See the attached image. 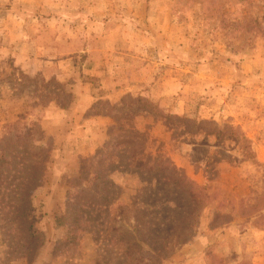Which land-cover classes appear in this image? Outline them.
Here are the masks:
<instances>
[{"label": "rangeland", "instance_id": "obj_1", "mask_svg": "<svg viewBox=\"0 0 264 264\" xmlns=\"http://www.w3.org/2000/svg\"><path fill=\"white\" fill-rule=\"evenodd\" d=\"M0 171V264H264V0H0Z\"/></svg>", "mask_w": 264, "mask_h": 264}, {"label": "trees", "instance_id": "obj_2", "mask_svg": "<svg viewBox=\"0 0 264 264\" xmlns=\"http://www.w3.org/2000/svg\"><path fill=\"white\" fill-rule=\"evenodd\" d=\"M4 162H5V160H4ZM6 165H7V168H6V172L4 171V174L5 173H12V172H14V171H16V172H18V173H21L20 174V177L17 179V181L15 182V183H13L12 184V186L15 184V187H16V189L17 190H20L21 192L19 193V199H18V201H16V202H13V204L14 203H17L16 205H18V206H16L15 208V211H18L19 210V213H18V216H24V215H26L27 214V207L25 208V205H24V201H25V199H26V202L28 201V197H27V194L29 193L28 191H27V188H29V187H33V186H36V185H38V183H39V181H40V178H41V175L40 176H38L37 178V180H35V181H33V180H31L30 178H26V177H24V172L27 170L28 171V173L32 170V169H34V167H35V164L34 163H32L31 165H26L25 167H23V168H19V169H17L16 170V167L15 166H12L11 164H10V161L9 162H7L6 163ZM40 169V172H41V170H42V172H43V168H39ZM11 170V171H10ZM8 171H10V172H8ZM27 171L25 172V173H27ZM0 173H1V171H0ZM1 178H2V175H1ZM25 196H26V198H25ZM28 203H29V201H28ZM7 205H9V204H7ZM29 206V205H28ZM26 209V210H25Z\"/></svg>", "mask_w": 264, "mask_h": 264}, {"label": "crops", "instance_id": "obj_3", "mask_svg": "<svg viewBox=\"0 0 264 264\" xmlns=\"http://www.w3.org/2000/svg\"><path fill=\"white\" fill-rule=\"evenodd\" d=\"M88 50V49H87ZM86 51V50H85ZM86 53V52H85ZM115 69V70H114ZM120 68H117V67H114L113 65L110 67V68H108V70H106V72L107 73H111V74H113V73H116V71H118ZM104 71V70H103ZM105 72V73H106ZM111 82H113V83H115L116 85H119V84H117V82L114 80V77L112 78V80H110ZM112 89H113V91H116V90H123V89H117V87L115 86V87H112ZM123 92H125V91H123ZM86 94V93H85ZM85 94H83V95H85Z\"/></svg>", "mask_w": 264, "mask_h": 264}]
</instances>
